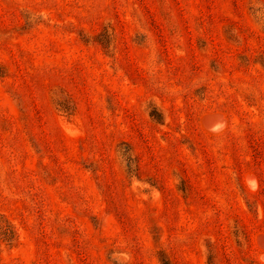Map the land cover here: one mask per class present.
Wrapping results in <instances>:
<instances>
[{"label": "rangeland", "instance_id": "1", "mask_svg": "<svg viewBox=\"0 0 264 264\" xmlns=\"http://www.w3.org/2000/svg\"><path fill=\"white\" fill-rule=\"evenodd\" d=\"M0 264H264V0H0Z\"/></svg>", "mask_w": 264, "mask_h": 264}, {"label": "trees", "instance_id": "2", "mask_svg": "<svg viewBox=\"0 0 264 264\" xmlns=\"http://www.w3.org/2000/svg\"><path fill=\"white\" fill-rule=\"evenodd\" d=\"M12 230L8 223L5 222L0 224V238L5 241H10Z\"/></svg>", "mask_w": 264, "mask_h": 264}]
</instances>
